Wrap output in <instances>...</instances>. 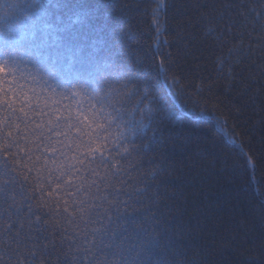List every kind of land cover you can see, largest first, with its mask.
Returning a JSON list of instances; mask_svg holds the SVG:
<instances>
[{
	"label": "snow or ice",
	"instance_id": "1",
	"mask_svg": "<svg viewBox=\"0 0 264 264\" xmlns=\"http://www.w3.org/2000/svg\"><path fill=\"white\" fill-rule=\"evenodd\" d=\"M13 6L17 22L0 29V264H209L203 249L189 257L184 241L195 232L214 235L205 210L216 205L210 193L218 190L209 174L200 177L199 193L186 195L197 178L166 163L169 143L181 147L171 132L183 113L161 78L168 83L169 70L183 62L179 53L165 54L168 68L154 57L132 60L123 34L96 24L89 0ZM171 6L159 0L154 10L157 37V14ZM191 7L201 12L200 31L213 38L210 54L228 69L227 80L239 77L250 89L257 73L264 79V35L255 51L243 47L256 31L248 21L264 33V0H197ZM191 27V20L178 24L177 39H196ZM184 55L199 59L187 45ZM191 76L190 70L181 80ZM171 79L177 99L192 86ZM65 98L80 101L75 110ZM258 98L264 102V88ZM186 103L195 102L189 96ZM55 190L61 195L51 199Z\"/></svg>",
	"mask_w": 264,
	"mask_h": 264
},
{
	"label": "trees",
	"instance_id": "2",
	"mask_svg": "<svg viewBox=\"0 0 264 264\" xmlns=\"http://www.w3.org/2000/svg\"><path fill=\"white\" fill-rule=\"evenodd\" d=\"M89 2L96 9L95 22L99 27L107 25L109 31L115 30L116 36L123 34L124 49L132 60L137 56L147 59L154 57L156 64L164 62L165 68H168L164 61L165 54L172 53L175 59L179 53L183 61L169 70L167 84L161 78L164 91L168 92L172 103L183 113L182 124L171 132V135L180 137L177 143L181 147L173 149L169 143L165 153L169 157L166 163L182 169L186 175L191 169L190 181L191 177L197 178L184 188L186 195L199 193L200 177H208L209 174L210 183L218 190L210 193V199L216 205L205 210L211 217L210 226H214V235L207 232L193 233L184 241L189 250L188 256L191 257L192 250L203 249L209 264H264V251H261V245L264 244V163H258L264 161V102L258 98L260 89L264 88V79H259L257 73L249 89V82L241 84L239 77H236L234 83L225 78L228 69L221 71V65L215 62L216 57L210 54L209 44L213 38L205 39L200 31L201 24L197 23L201 12L191 7L197 0H165L166 4L172 6L157 14L162 29L159 37L155 32L153 15L159 0ZM199 2L204 3L205 0ZM0 3L5 5V9H0L2 29L6 22H17L14 17L18 9L13 6L14 0H0ZM10 16L13 18L9 19ZM189 20L192 21V27L186 30L195 33L197 38L191 42L180 41L177 39V25L183 23L187 26ZM247 26L249 31L253 28L256 31L250 41H244L243 47L247 51L251 44L255 51V42L264 33L260 30V24L253 25L248 21ZM211 27L215 28V25ZM165 40L167 44L163 43ZM234 43L237 46L241 44L239 40ZM186 45L199 59L193 61L191 56L184 55ZM196 49H201L205 55L201 56ZM258 58L259 53L256 52L254 59ZM190 70L192 86L187 88L184 96L177 99L173 92L178 93L179 88L169 91L171 77L175 76L181 87L187 86L189 79L181 80V77ZM189 96L195 103H186ZM250 97L258 99L252 103ZM77 102L64 99L65 104H73V110ZM169 134L168 131L164 133L165 136ZM241 148L244 155L239 154ZM176 183L172 181L169 185L170 193L175 191ZM53 188H56L55 184ZM60 195L59 190H55L51 199L59 198ZM45 197H48L47 193ZM181 203L183 205V201ZM200 207L203 209V205ZM187 209L188 214L195 209L191 199Z\"/></svg>",
	"mask_w": 264,
	"mask_h": 264
}]
</instances>
